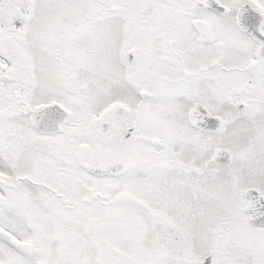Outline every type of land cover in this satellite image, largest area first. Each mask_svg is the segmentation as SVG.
Here are the masks:
<instances>
[{
  "label": "snow or ice",
  "instance_id": "1",
  "mask_svg": "<svg viewBox=\"0 0 264 264\" xmlns=\"http://www.w3.org/2000/svg\"><path fill=\"white\" fill-rule=\"evenodd\" d=\"M0 264H264V0H0Z\"/></svg>",
  "mask_w": 264,
  "mask_h": 264
}]
</instances>
